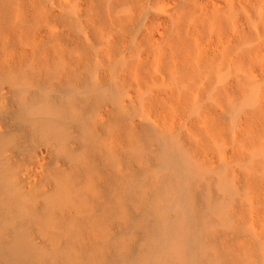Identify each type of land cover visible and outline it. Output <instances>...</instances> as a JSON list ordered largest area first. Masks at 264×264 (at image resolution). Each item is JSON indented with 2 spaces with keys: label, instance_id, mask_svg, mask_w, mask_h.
Here are the masks:
<instances>
[{
  "label": "bare ground",
  "instance_id": "1",
  "mask_svg": "<svg viewBox=\"0 0 264 264\" xmlns=\"http://www.w3.org/2000/svg\"><path fill=\"white\" fill-rule=\"evenodd\" d=\"M27 1L0 0V45L5 52L0 58V110L5 108L1 103V98H3L1 86L9 84L14 88L13 94L15 95V100L13 99L16 104L13 113L14 120L25 130V136L19 138L13 130L0 129V264H264V50L251 51L253 56L249 54L251 56L249 57L247 55L250 48L245 47L247 49L245 50L242 47L245 53H240L242 57L237 53L236 57L240 58H236L234 62L229 59L231 56L226 54L232 63L228 62L223 57L224 55L221 57L219 54L220 57L214 54L215 57L212 55V58L207 54V59H204V56H195L196 48L190 44L191 36L186 37V41L182 31L183 21L192 19L197 22L194 23L195 26L200 22L201 25L199 24L198 28L202 25L204 27L207 25V29L215 31L220 28V31H216L219 33L227 27L224 25L226 22L230 25L228 22L232 21L231 17L234 14L236 16L238 8L234 10L233 7L224 5L223 8L226 9L223 10L220 6L216 10L214 7L211 11L208 10L210 13H201L202 10L197 13L198 8L192 9L197 4L196 2L193 5L195 0L191 1L192 7L186 0L191 8L187 7L184 1L186 9L189 8L190 12L183 9L185 5L183 3V8L180 7L182 10L178 11L176 19L174 18L175 21L173 20L175 23L177 21L178 25L177 34L174 31V35L176 34L175 36L181 39L182 42L178 41L180 44L184 42L183 46L190 44L191 47L188 45L189 51L187 46L182 48L183 46L176 41L178 39H175V43L180 45V48L177 44L170 45L175 37L168 44V47L169 45L171 47L176 45V49L178 47L177 55L180 57L179 59L176 57L177 60L174 57L175 59L172 58L174 61L167 63L172 69L171 73L168 71L170 77L166 79L174 76L172 80L179 83L178 89L186 88V86L194 88L205 76L207 77L205 79L209 80L207 82L209 85H202L207 86L206 91L202 86V88L199 87V90H202V95H200L205 96L206 92L207 96L209 90L207 88L211 86L213 95L210 98H213L214 102L211 106L206 105L212 108L216 104L221 107L219 110L222 113V109L228 111V114L232 115L230 117L234 119H239L241 115L245 116V120L242 119L243 123L237 120L235 125V121H232L235 126L231 125L236 147L232 146L236 148V151L233 153V149V154L226 155L229 149L226 146L230 144V138L227 135L229 128L225 125L227 121L225 118H229V115L224 118L227 114L225 111L223 113L225 115L213 111V116L210 113L212 109L208 110L202 102V107H205L206 112L201 109L204 115H201V118L198 116L200 119L196 124L193 123L194 128L191 127V130L189 128L188 133L184 131V134H180L177 132L178 129L177 131L169 129L170 133H167L151 125L142 124L141 126L140 124L139 126L135 123L136 121L134 122L133 112H136L135 110L138 112L147 110V108L152 110L151 107L153 108L154 104V101L149 98L150 102L146 105L141 100V102L136 100L139 103L135 104L127 103V98L131 94H129L131 89L129 91L128 88L131 86L129 80L131 81L132 73L137 75L136 78L143 77L144 83L149 84V79L146 77L151 74L147 75L151 71L146 72L150 70L149 64H145L149 68H142L145 63L141 62L144 61L143 59L140 61L142 64L138 65L137 62L138 70L132 69L131 65L129 68L136 70L135 72L140 71L139 74L141 71L143 74L145 72L146 77L129 69L132 73L128 70L131 75L127 74L129 75L127 77L124 76L127 71L122 72L123 77L120 76L121 71H119L120 77L116 78L118 83L115 87L110 85L114 87L113 91H109L103 85L104 83L102 84L101 81L104 80L100 79L101 76L99 77L96 71L97 57L93 54L95 47L91 48L94 46L93 37L95 39L97 37V40L103 39L114 25L124 24L125 27L127 23L128 27L131 26L133 24L130 21L132 15L129 16V22L127 19L116 18L115 10L117 9L115 7L118 5L123 7L125 2L135 5L139 1L137 4H140L141 0H121L123 2L120 1L118 5L116 0H109L110 3L105 0H91L95 2L90 3L94 4L92 7L94 9H92L89 20L85 21L93 30L91 31L92 39L90 37L92 42L87 38L85 44L82 41L84 47L80 43L83 49L78 45L80 46L78 47L80 48L79 55L82 53L78 58L73 57L72 52L69 53L73 48L66 50V45L63 46L62 41L56 38L57 34L53 35L54 37L48 42L39 40L37 30L41 28L42 22L53 14H50L52 11L47 13L48 10L41 7L40 0L28 1L29 4L30 1L31 4L34 1L41 7L37 9L33 3L31 9L35 7L33 11L31 10L32 13H28L25 8ZM203 10L206 11V9ZM73 16L74 14L71 17ZM71 17L68 18L73 28L74 21L77 24L79 20L76 21ZM69 21L67 20L68 24ZM193 21L191 25H194ZM261 22L260 24L264 26V15ZM48 23L46 21V24ZM185 23L188 22H184V26H188ZM202 28L200 29L201 34L209 32V29L202 31ZM185 29L186 27H183L184 31ZM250 32L246 33L248 35H243L245 36L243 41L247 40L250 34V38L255 36H252L253 32ZM261 32L264 33V30ZM201 34H194L193 37L195 35L204 36ZM57 37L60 39L59 35ZM250 38L248 39L251 40ZM15 40L16 42L12 43ZM240 40L239 43H241ZM87 41L89 45L86 44ZM20 42L22 45L31 46L32 51H26L27 53L20 51L22 54H19L20 56L17 54L18 58H14L16 50L12 49V45ZM149 42L151 43V37ZM192 44H194L193 41ZM185 48L186 50H183ZM191 48L193 53L190 52ZM256 48L252 46L251 50H256ZM169 50L167 52H170V55L176 53L174 49V51L171 50L172 52ZM113 51H111L112 55L110 52L104 51V53L111 55V58L114 55ZM96 52H98L97 49ZM185 52L188 56L181 57L185 55ZM223 52L226 53L225 50ZM170 55L167 54V59ZM138 56L140 55L136 57ZM132 57L134 58V55ZM161 57L159 61H162ZM127 58L126 62L130 63ZM165 60L163 58L164 62ZM124 62V60L123 63L120 61L121 64L118 63V65L124 66ZM126 62L125 65L127 64L128 67L129 64ZM134 63L133 68H136V61ZM161 63L159 67L156 66L155 71L164 66L162 71L169 70L165 63V65L162 63L160 67ZM259 65L261 72L258 70L257 74L254 68ZM121 66L117 68L120 69ZM140 66L142 67L139 68ZM124 69L126 70L125 67ZM229 72H233L231 81L223 82ZM206 75H209L210 79ZM152 81L156 82L153 79ZM127 84H129L128 88ZM168 86L167 88H170V85ZM171 86L174 88V85ZM173 88L171 91H176ZM175 88H177L176 85ZM175 91L174 94H176ZM187 91H192V89ZM188 93L192 95L193 92L183 93L185 94L183 98L186 100V95L189 100L192 98ZM159 96L157 97L160 98ZM181 98L178 96L180 102L187 103H183L184 107L187 109L189 106V109H192L191 104L188 105L190 101H182ZM110 100L114 102L116 111L111 120H104L105 118H102L103 111H105L103 107ZM199 112L196 115H200ZM215 114L223 115V117H217ZM220 118H222L221 121L225 119V123L221 122ZM43 143L51 146L57 159L53 161L52 166L48 164V169L42 173L43 176L40 175L42 179L39 177L37 180H31L29 177L33 175L35 177V170L29 168L24 170L25 172L21 171L13 161L12 155L14 157V154L11 155L9 149L11 145L20 144L26 148L25 151L28 154L30 153V160L36 161L42 157L37 147ZM201 151L207 154L209 151L218 152L221 158L220 163L215 164L218 160L212 162L210 158L202 157ZM211 159L214 160L213 157ZM234 165L241 168L240 165H245L246 171L243 172L239 170L240 168L236 170L233 168ZM200 178L205 179L204 182ZM199 181L203 184L202 186ZM198 198L202 200V203ZM114 224L120 226L118 232H114ZM233 225H236L234 230L228 229ZM214 228H219L220 232L212 237L209 232H212ZM137 233H140L141 237ZM136 235L139 237L138 241L140 238L141 240L133 243H137L138 247H133L137 249L133 252L130 244L134 239L136 241Z\"/></svg>",
  "mask_w": 264,
  "mask_h": 264
},
{
  "label": "rangeland",
  "instance_id": "2",
  "mask_svg": "<svg viewBox=\"0 0 264 264\" xmlns=\"http://www.w3.org/2000/svg\"><path fill=\"white\" fill-rule=\"evenodd\" d=\"M29 1V0H28ZM28 1L26 2V4H25V8H26V10H27V12L28 13H32V9H33V7H35V6H33L32 7V9H31V5L34 3V1H32L33 3L31 4V1H30V4L28 3ZM37 1H39V0H37ZM37 1H35V2H37ZM49 1V2H48ZM106 2H108V3H110L111 1H109V0H105ZM118 3H117V5L118 4H120L119 2L121 1V0H116ZM115 1V2H116ZM184 1H185V3H187V5H188V2H186V0H141V2H140V4H137V2H139V1H137L136 3H135V5H133V4H131V3H124V6L123 7H121V5H118L117 7H115V9H117V10H115V17L116 18H122V19H127V21H128V19L131 17L130 15H132V17L130 18V21L133 23H131V24H129V25H131V26H127V23H125V25L129 28H127L126 26L124 27V24H121L122 26H119V25H117V26H113L111 29L112 30H110V32H108V33H106V35L103 37V39H101V40H97V37H96V39H95V37H93V36H91L92 34H91V31H93V30H91V26L89 25V23L88 22H86V21H88L89 20V17L91 16V12H93L92 11V9H94V8H92V7H94V4H90V3H95V2H93V1H91V0H40L39 2H40V4H41V7L44 9V10H48V12L47 13H49V11H52V13H50V14H53V16H49V18L46 20L47 21V23L48 24H46V21H43L41 24V28H39L37 31H38V36H40V38H39V40L41 39L43 42H48V41H50L54 36L53 35H55L56 36V34H57V36L59 35L60 36V39L56 36V38L59 40V41H62V44H63V46H65V48H66V50L68 51V50H70V49H67V48H73L72 50H70V52L69 53H71V55H73V57H75V58H78V56H80V55H82V53L79 55V49L80 48H78V47H80L81 46V48H82V41H83V43L85 44V42H86V40H87V38L88 39H90V37H91V39H92V37L94 38L93 40V42H92V40L90 41V42H92V43H94L92 46L93 47H91V48H94L95 50H94V56H96L97 58L99 57V59H97L96 58V60H97V67H96V71H97V73L99 74V77H100V79H102V80H104V81H101L102 82V84L104 85V86H106L108 89H109V91H113L114 90V87L116 86V84L118 83V78L120 77V76H122V74L125 72V71H127V72H125L124 74H126V75H124V76H129V75H127V74H130L131 75V71H134V70H132V69H136V70H138L137 68H138V65H139V63H140V61L143 59L144 61H141V62H145L143 65H144V67H142V66H140L139 68H145V67H148L150 70H146V72H148V71H151V72H148L147 73V75H149L150 73V75L149 76H147L146 75V73L144 72V70H143V72H144V74L142 73V71H141V74H139L138 72H140V71H137V72H135L136 74L138 73L139 75H144V77H146L147 79H149V84L148 83H144V80H143V77H141V76H138V78L139 77H141V78H139V80H138V78H136V76L137 75H134L133 73H132V75H131V81L129 80V82H130V85L131 86H129V84H127V88H128V86L130 87V88H128V90L130 91V89H131V91L129 92V94H130V96H128L129 98H127L128 100H127V103L128 104H130V102H131V104L133 103V104H135V103H139V102H136V100L137 101H142V103L144 104V105H146V103H148V102H150L149 100L151 99V101H154V104H155V102H156V104L154 105H152L153 106V108L151 107V109L154 111H152V110H150V108L148 109L147 108V110H144V111H137V110H135L136 112H133L134 114H133V119H134V122L138 125L139 124V126H140V124H141V126H143L144 124L145 125H151L152 127H154V128H156V129H159V130H162V131H164V132H167V133H170L169 132V129H171L172 131H177V129H178V133H180V134H184L185 132L186 133H188L189 131H187L189 128V130H191V127L193 126V123L194 124H196V122H197V120H199L203 115H204V112H206L205 110V107L208 109V110H210L211 111V109H212V111L210 112V111H208V112H210L211 114H213V116H214V113H217V114H219V112H220V114L222 113L220 110H221V107H219V106H217L216 104H215V106L214 107H210L211 105H213L214 104V102H213V98H210V96L211 95H213V94H211V92L213 91V89H212V87L211 86H209L208 88H207V96H206V87L204 86H202V85H209V84H207V82L209 81V80H206L207 79V77H205V76H203L202 78H203V80H201L200 82H199V84H197V85H195L194 86V88H190V87H188L187 88V86H186V88H187V90H191L192 89V91H187L186 90V88H184V87H182V88H179L178 89V87H180V86H178V84L179 83H176V82H173V80H172V78H174V76H171V79H166V77H168L169 75H168V71H170L172 68H170V64L168 65L167 63L169 62H171V61H174V59L177 57H180L179 55H177V53H179V51L177 50L178 49V47L180 48V45H182L183 43H179L178 41H180V42H182L181 41V39L179 40L178 38H177V36H175L176 34H177V21H176V23L175 22H173V20H174V18L176 19V16H177V13H178V11H180V10H182L180 7L182 6V8H183V5L185 4L184 3ZM187 1H189V5H191L192 4V2L191 1H194V0H187ZM229 1V2H228ZM121 2H123V1H121ZM197 2V4L195 5L194 3H196ZM216 2H219V3H216ZM226 2H228V3H226ZM249 2V3H248ZM56 3V4H55ZM67 3V4H66ZM72 3V4H71ZM182 3V4H181ZM184 3V4H183ZM70 4V5H69ZM122 4V3H121ZM128 4H130V5H132L131 7H130V5H127ZM262 4V5H261ZM264 0H195V2H193V5H195V6H199L200 5V7H196L195 8V6L194 7H192L193 5H191V7H192V9L193 10H196L197 8V13H200V11L199 10H202L201 11V13L202 12H207V13H210L209 11H211V9L214 7L215 8V10H216V8L217 7H220V9H226L225 7H228V6H230V7H233L234 8V10H236L237 8V12L239 13H237L236 14V16H237V18H234V17H236L235 16V14H234V16H230L231 17V20L232 21H230V22H228V23H230V25H228L227 24V22L224 24L225 26H229L228 28L227 27H225V29H228V30H225L223 27H221V28H223V30L221 31V32H217L216 33V31H220L219 29L220 28H218V30H212V29H209V32L208 31H204L205 33H203L202 32V34L204 35V36H197V35H200L201 34V28L202 27H204L203 25L202 26H200L201 28H198L199 26V24H200V22H199V24H196V26H195V24L194 23H197V22H195V21H193L192 19H190L191 21H186L187 19H185L184 21H183V25H182V31H183V34L185 35V39H186V37H190L191 36V38H189L190 40H192L193 41V43L194 44H192V41H190L191 43V45H193V46H195V51H196V53H195V56L197 55L198 57L200 56V57H202V56H204V59L206 58V55L208 56V57H210L211 56V58H212V55H221V57H222V55H224L223 57H225L227 60H228V57L229 56H231L229 59L231 60V61H233L234 62V60L237 58H240V57H242V55L240 54L241 52H243V53H245V51H244V49L245 50H247V49H249V53H248V55L247 56H249V57H251V56H253L252 54V52L253 51H258L259 49H261V50H264V33L263 32H261V31H263L264 30V26H263V24H260V22L261 21H263V11H264ZM30 5V6H29ZM34 5H36V8L38 9V8H41L40 7V5L38 6L37 4H35L34 3ZM69 6V8H68V6ZM72 5V6H71ZM75 5V6H74ZM187 6V7H189V8H191L190 6ZM225 5V7L223 8V6ZM29 6V7H28ZM67 8H66V7ZM115 6H116V4H115ZM134 6V7H133ZM262 6H263V8H262ZM62 7V8H61ZM79 7V8H78ZM29 8H30V10H29ZM76 8V9H75ZM132 10H131V9ZM189 8H187L186 9V4L184 5V10L185 11H187V10H189ZM195 8V9H194ZM200 8V9H199ZM236 8V9H235ZM66 9H68V10H66ZM135 9V10H134ZM191 9V10H192ZM203 9H206V11H204ZM219 9V10H220ZM252 9V10H251ZM32 10V11H31ZM54 10V11H53ZM76 10H79V11H76ZM90 10V11H89ZM134 10V11H133ZM139 12H138V11ZM209 10V11H208ZM214 10V11H215ZM69 11V12H68ZM75 11V12H74ZM133 11V12H132ZM214 11H212L213 13H214ZM235 11V12H236ZM73 12V13H72ZM77 12V13H76ZM132 12V13H131ZM189 12H190V10H189ZM211 12V13H212ZM215 12H217V11H215ZM56 13V14H55ZM71 13V14H70ZM90 13V14H89ZM134 13V14H133ZM68 14V15H67ZM74 14V16L73 17H71L72 15ZM137 14H138V16H137ZM66 15V16H65ZM82 17H80V16ZM89 15V16H88ZM135 15V16H134ZM262 15V16H261ZM65 16V17H64ZM121 16V17H120ZM130 16V17H129ZM71 17V18H74V20H76V21H80V24H79V21L77 22V24L75 23V21H74V27H76V28H74L75 29V31L73 30V28H72V24L70 23V21H69V18ZM137 17H138V19H137ZM240 17V18H239ZM55 18V19H54ZM67 18V19H66ZM77 18V19H76ZM132 18H134V19H132ZM190 18V17H189ZM86 19H88V20H86ZM132 19V20H131ZM55 20V21H54ZM63 20V21H62ZM67 20L69 21V24H71V26L68 24V22H67ZM86 20V21H85ZM134 20V21H133ZM189 20V19H188ZM236 20H237V22H236ZM82 21V22H81ZM86 23H88V24H86ZM175 21V20H174ZM193 21V23L192 24H194V25H191L190 23ZM234 21V22H233ZM45 22V23H44ZM57 22V23H56ZM67 22V23H66ZM129 22V21H128ZM172 22H173V24H172ZM184 22H188L186 25H190L189 27L188 26H184ZM257 22V23H256ZM60 23V24H59ZM81 23H84V24H81ZM135 23V24H134ZM234 23V24H233ZM235 23H236V25L238 26H236L235 25ZM262 23V22H261ZM44 24H46V25H44ZM176 24V25H175ZM203 24V23H202ZM227 24V25H226ZM235 25L234 27H233V25ZM241 24V25H240ZM260 24V25H259ZM75 25H77V26H75ZM80 25V26H79ZM84 25V26H83ZM201 25V24H200ZM205 25V24H204ZM78 26H79V28H78ZM83 28H82V27ZM86 26V27H85ZM88 26V27H87ZM191 26H193V27H191ZM231 26V27H230ZM40 27V26H39ZM120 27V28H119ZM173 27H175L176 29H174ZM183 27L185 28L186 27V29H185V31L183 30ZM192 28V30H191V28ZM195 27H197L196 29H195ZM206 27V28H205ZM205 27H204V29H207V25H205ZM243 27V28H242ZM259 27V28H258ZM90 29V30H88V29ZM125 28V29H124ZM133 28V29H132ZM187 28H188V30H187ZM231 28V29H230ZM234 28V29H233ZM261 28V29H260ZM76 29H78V30H76ZM85 29V30H84ZM127 29V30H126ZM132 29V30H131ZM135 29V30H134ZM173 29V30H172ZM190 29V30H189ZM195 29V30H194ZM198 29L200 30V31H198ZM203 28H202V31L204 30ZM207 29V30H208ZM258 29H259V31H258ZM60 30V31H59ZM79 30H81V31H79ZM194 30V32H192ZM213 32H212V31ZM242 30V31H241ZM257 30V31H256ZM52 31V32H51ZM79 33H78V32ZM85 31V32H84ZM118 31V32H117ZM120 31V32H119ZM174 31H176V34L174 35ZM188 31H190V32H188ZM198 31V33L200 32V34H198V33H195V32H197ZM225 31V32H224ZM227 31V32H226ZM250 31H252L253 32V34H252V36L253 35H255V36H251L252 38H255V39H252V38H250V35H249V37L248 38H250L251 40H249L248 38H247V40L248 41H250L249 43H247L248 41L246 40H244L243 41V37H245V36H243L244 34H246V33H249ZM40 32V33H39ZM73 34H72V33ZM185 32V33H184ZM186 32H188V33H186ZM208 32V33H207ZM210 32H211V34H210ZM242 32V33H241ZM245 32V33H244ZM252 32H250V33H252ZM261 34H260V33ZM78 33V34H77ZM84 33V34H83ZM215 33V36H216V38H215V36H213V34ZM220 33H222V34H220ZM225 33V34H224ZM189 34V35H188ZM191 34V35H190ZM194 34H197V35H195L194 37H193V35ZM201 34V35H202ZM209 34V35H208ZM242 34V35H241ZM72 35V36H71ZM174 35V36H173ZM246 35H248V34H246ZM259 35H263L262 37L261 36H259ZM37 36V37H38ZM109 36V37H108ZM172 36V37H171ZM220 36V37H219ZM225 36V37H224ZM238 36V37H237ZM241 36V37H240ZM86 37V38H85ZM128 37V38H127ZM148 37H149V40H150V37H151V43L149 42V40H147L148 39ZM173 37H175L174 38V43H172L173 41H171L170 42V45L171 44H180V45H178L177 44V49L175 48V46L173 47H171L170 45H169V47H168V44H169V41L171 40V39H173ZM193 37V38H192ZM201 39H200V38ZM217 37H218V39H217ZM72 38V39H71ZM145 38H147L146 40H145ZM198 38V39H197ZM242 38V39H241ZM256 38H257V40H256ZM45 39V40H44ZM65 39V40H64ZM81 39H83V40H81ZM86 39V40H85ZM98 39H99V37H98ZM142 40V41H139V40ZM175 39H178V40H176L177 41V43H175L176 41H175ZM185 39H184V41H185ZM197 39V40H196ZM201 41H200V40ZM204 39V40H203ZM241 39V40H240ZM259 39V40H258ZM120 40V41H119ZM132 40V41H131ZM199 40V41H198ZM239 40L241 41V43H245L244 45L243 44H241V43H239ZM255 40H256V43H255ZM262 40H263V42H262ZM18 41V40H17ZM81 41V42H80ZM109 41V42H108ZM186 41H187V39H186ZM186 41H185V43H186ZM195 41V42H194ZM198 41V43H197V45H196V42ZM16 42V40L14 41V42H12V43H15ZM19 42V41H18ZM17 42V43H18ZM65 42V43H64ZM79 42V43H78ZM96 42H98V43H96ZM132 42V43H131ZM201 42V43H200ZM252 42V43H251ZM12 43H10V44H12ZM16 43V44H17ZM77 43V44H76ZM82 45H81V44ZM89 43V41H87V43L86 44H88ZM96 43V44H95ZM106 43V44H105ZM148 43H150V44H148ZM188 43H189V41H188ZM260 45H259V44ZM16 44H13L12 46H13V50H16L15 51V57L14 58H18V55L20 54H22L20 51H24V52H30V50L32 49L31 48V46H26L27 44H23L22 45V43L20 42L19 44L25 49V50H22L23 48L19 45V44H17V45H19L18 47H17V49H16ZM71 44V45H70ZM141 44V45H140ZM190 44H187V45H184L185 47L187 46V48H188V45H190ZM199 44V45H198ZM219 44V45H218ZM240 44V45H239ZM262 44H263V46H262ZM14 45H16V46H14ZM75 45L77 46L76 48H75ZM78 45H80V46H78ZM89 45V44H88ZM96 45V46H95ZM100 45V46H99ZM110 45V46H109ZM121 45V46H120ZM143 45V46H142ZM144 45H146V47L144 46ZM191 45H190V47H191ZM227 45V46H226ZM238 45V46H237ZM1 46V45H0ZM119 46V47H118ZM183 46V45H182ZM184 46L182 47V48H184ZM192 46V48L194 49V47ZM253 46V48H256V46H257V48H256V50H251V47ZM255 46V47H254ZM83 47H84V45H83ZM100 47V48H99ZM111 47H113V49L115 48V50L113 51L112 50V48ZM168 47V48H167ZM197 47H198V49H197ZM242 47H244V49H242ZM245 47H247V49L245 48ZM261 47V48H260ZM15 48V49H14ZM21 48V49H20ZM169 48H173V49H170L169 50ZM192 48H191V51L190 52H192L193 50H192ZM229 48V49H228ZM237 48V49H236ZM75 49V50H74ZM78 51H77V50ZM83 49V48H82ZM96 49H97V51L98 52H96ZM135 49V50H134ZM137 49V50H136ZM233 49V50H232ZM236 49V50H235ZM93 50V49H92ZM132 50V51H131ZM134 50V51H133ZM159 50V51H158ZM174 51V53L176 54V56H175V54L174 55H170L167 51ZM182 50V49H181ZM183 50H186V48L185 49H183ZM226 51V53L225 52H223V51ZM227 50H229V51H227ZM231 50H232V54L230 53L231 52ZM4 51V48H2V46L0 47V58L2 57V55H4V53L5 52H3ZM32 51V50H31ZM75 51V52H74ZM104 51H106L107 53H111V55H112V52L111 51H113V58L111 57L110 58V56H109V54H107L106 52L104 53ZM117 51V52H116ZM119 51V52H118ZM127 51V52H126ZM140 51V52H139ZM171 51V52H172ZM188 51H189V48H188ZM194 51V52H195ZM252 51V52H251ZM26 52V53H27ZM81 52H83V50L81 51ZM93 52V51H92ZM116 52V53H115ZM135 52V53H134ZM160 52V53H159ZM184 52V51H183ZM182 52V53H183ZM190 52H189V55H190ZM229 52V53H228ZM252 54H251V53ZM263 52V51H262ZM96 53V54H95ZM104 53V54H103ZM193 53V52H192ZM222 53H225V54H222ZM240 54L239 56L240 57H236V55H238V54ZM18 54V55H17ZM100 54V56H98ZM128 54V55H127ZM132 54V55H131ZM140 55V56H138V58L136 57L137 55ZM159 54H160V56H159ZM166 54V55H165ZM167 54L168 55H170L171 56V59H170V56L168 57V59H170V61L167 59ZM184 54V53H183ZM187 53L185 52V55H181V57L182 56H188V54L186 55ZM226 54H228L227 56H226ZM249 54H251V56L249 55ZM19 55V56H20ZM106 55H108V56H106ZM131 55V56H130ZM134 55V58L132 57ZM161 55H162V57H161ZM215 55L213 56V57H215ZM218 55V56H219ZM104 56H106L105 57V59L106 58H108V59H110V61H107V59L105 60L104 59ZM165 56H166V60H165ZM81 57V56H80ZM116 57V58H115ZM125 57V59H123ZM128 57V58H127ZM130 57V58H129ZM159 57H161V60L163 61V58H164V60L166 61V62H162V61H159L160 60V58ZM175 57V58H174ZM220 57V56H219ZM126 58H127V60L130 62V63H128V62H126ZM172 58H174V59H172ZM177 58H176V60H177ZM247 58V57H246ZM112 59V60H111ZM115 59V60H114ZM130 59H132L133 60V63L131 64V62H132V60L130 61ZM136 59V60H135ZM179 59V58H178ZM207 59V58H206ZM99 60V61H98ZM123 60L126 62V63H128L129 65H128V67H127V64L125 65V62H124V66H121V65H118V63L121 61L122 63H123ZM136 61V65H137V62H138V65L136 66V68H133L134 67V62ZM137 60H139V61H137ZM147 62H146V61ZM151 60V61H150ZM168 60V61H167ZM230 60H228V62H231ZM253 60V59H252ZM119 61V62H118ZM105 62H106V64H105ZM110 62V63H109ZM112 62V63H111ZM117 62V63H116ZM150 62V63H149ZM158 62V63H157ZM162 62L163 64L165 63V64H167L166 65V67L168 66L169 67V70L167 69V71H162L161 69H163L164 67H162V68H157V69H160V70H157V71H155L156 70V66L157 67H159V64ZM254 63H255V61H253ZM99 63V64H98ZM162 63H161V65H160V67L162 66ZM232 63V62H231ZM110 64H113V65H110ZM119 64H121V63H119ZM140 64H142V63H140ZM145 64H149L148 66H145ZM164 64V65H165ZM106 65V66H105ZM115 65H117V66H115ZM123 65V64H122ZM130 65L131 66H133L132 67V69L131 68H129L130 67ZM252 65H253V63H252ZM100 66H102V67H100ZM112 66V67H111ZM114 66V67H113ZM118 66H121L120 67V69L119 68H117ZM255 66H256V64H255ZM124 67L126 68V70L124 69ZM113 68H114V70H113ZM260 68V69H259ZM100 70V72H99V70ZM116 69H119L118 71L116 70ZM131 71H130V70ZM145 69H147V68H145ZM152 69V70H151ZM257 69V70H256ZM115 70L117 71V72H115ZM128 70L131 72H129L128 73ZM140 70V69H139ZM142 70V69H141ZM166 70V69H165ZM258 70H259V72H261V66L259 65V67L257 66L256 68H254V71L256 72H258ZM107 71V72H106ZM119 71H121L120 73H121V75H120V73H119ZM124 71V72H123ZM123 72V73H122ZM256 72V73H257ZM258 72V73H259ZM116 73V74H115ZM170 73H171V71H170ZM230 73H232L231 75H230ZM257 73V74H258ZM120 76H119V75ZM173 74V73H172ZM152 75V76H151ZM157 75V76H156ZM174 75V74H173ZM233 75V72H229L224 78L225 79H227V80H225V79H223V82H228V81H231L230 79H231V76ZM133 76H135V77H133ZM206 76H208V78H209V75H206ZM123 77V76H122ZM133 77V78H132ZM157 77V78H156ZM165 77V78H164ZM170 77V76H169ZM210 77H211V75H210ZM117 78V79H116ZM150 78H152L153 80H156V82L155 81H152V79H150ZM206 78V79H205ZM112 79V80H111ZM145 79V78H144ZM166 79V82L164 81ZM210 79V78H209ZM232 79H233V77H232ZM137 80V81H136ZM168 80V81H167ZM172 81V83H170L171 81ZM206 80V81H205ZM133 81V82H132ZM138 81H140V82H142L141 84L138 82ZM145 81H148V80H145ZM150 81H152V82H150ZM161 81V82H160ZM153 82H155V83H157V82H159V83H157L156 85H155V83H153ZM151 83L153 84V85H155V86H153V85H151ZM170 83V84H169ZM175 83V84H174ZM204 83V84H203ZM206 83V84H205ZM107 84V85H106ZM134 84V85H133ZM138 84V85H137ZM165 84V85H164ZM182 84V83H181ZM183 84H184V82H183ZM109 85V86H108ZM110 85H114V87L113 86H110ZM150 85V86H149ZM162 85V86H161ZM168 85H170V88H167V87H169ZM171 85H174V88H173V86H171ZM175 85L177 86V88H175ZM186 85V84H185ZM184 85V86H185ZM196 86H197V88H196ZM203 87V88H205V91H204V89H203V92H205V96L203 95V96H201L202 95V90L200 91L199 90V87ZM110 87V88H109ZM132 87V88H131ZM201 87V88H202ZM211 87V88H210ZM9 88V89H8ZM149 88V89H148ZM172 88H173V90L174 89H176V94L178 93H180V92H183L184 90V92H185V94H187V92H193L192 93V95H191V93H188V94H190L191 96H190V100L188 99V97H187V95H186V97L185 98H187V100L188 101H190V103L188 102V105H190L191 104V106H190V108H192V109H189V106H187L188 108L186 109V107H184V104L183 103H185V104H187L186 102H180L179 100H178V96H179V98H181L182 99V101L184 100H186V99H184L183 98V96H185V94H183V93H181V94H174V91L172 92L171 90H172ZM196 88V89H195ZM200 88V89H201ZM112 89V90H111ZM143 89V90H142ZM152 89V90H151ZM184 89V90H183ZM2 90H3V92H2ZM149 90V91H148ZM156 90V91H155ZM197 90H199V92H197ZM7 91V92H6ZM153 91H155V92H153ZM135 92V93H134ZM158 92V93H157ZM160 92V93H159ZM162 92H163V94H162ZM171 92H172V95H171ZM7 93H9V94H7ZM14 93V88L13 87H11L9 84H4V85H2L1 86V95H2V97L3 98H1L2 99V101H1V103L3 104V106L5 107V108H2V110H0V111H2V113H0V129H2V130H13V131H15L16 133H17V135H18V137L19 138H21L20 136H25V130H24V127H20V125L16 122V120H14V112H15V101H13V99L15 100V95L13 94ZM159 94V95H161V96H159V95H153V94ZM199 93V94H198ZM213 93V92H212ZM201 94V95H200ZM204 94V93H203ZM6 95V96H5ZM169 95V96H168ZM180 95H182V96H180ZM199 95H200V97H199ZM12 96H13V98H12ZM140 96V97H139ZM143 96V97H142ZM153 96V97H152ZM157 96H159L160 98H158ZM176 96H177V98H176ZM189 96V95H188ZM198 96V97H197ZM152 97V98H151ZM168 99H167V98ZM170 97V98H169ZM173 97V98H172ZM175 97V98H174ZM203 97V98H202ZM209 97V98H208ZM212 97V96H211ZM133 98V99H132ZM140 98V99H139ZM144 98V99H143ZM148 98H149V100H148ZM153 98H156V99H153ZM159 100H158V99ZM163 98V99H162ZM201 100H200V99ZM167 99V100H166ZM170 99V101H168ZM174 101H173V100ZM209 99H211V100H209ZM10 100V101H9ZM145 101V103H144V101ZM155 100H157V101H155ZM177 102H176V101ZM186 100V101H187ZM198 100V101H197ZM207 100V101H206ZM140 101V102H141ZM199 102V103H204L205 105L207 104V105H210V106H205L204 108L202 107V103L201 104H199V103H197L196 104V102ZM10 102V103H9ZM158 102V103H157ZM171 104H170V103ZM212 102H213V104H212ZM113 103V104H112ZM164 103V104H163ZM174 103H176V105L174 104ZM178 103V104H177ZM105 104V103H104ZM180 104V105H179ZM182 104H183V106H182ZM11 105V106H10ZM115 104H114V102L112 101V100H110V101H108L106 104H105V106L103 107L104 108V110L105 111H103V116H102V118L104 119V120H111L112 119V117H113V115H114V113H115V111H116V106H114ZM159 105H161V106H159ZM197 105V106H196ZM159 106V107H158ZM173 106V107H172ZM178 106H180V107H178ZM199 106H201V107H199ZM161 107V108H160ZM163 107V108H162ZM166 107V108H165ZM183 107V108H182ZM217 107H219V108H217ZM146 108V107H145ZM175 108V109H174ZM218 110H217V109ZM12 109V110H11ZM156 109V110H155ZM178 109H179V111H178ZM197 109V110H196ZM199 109H200V112H199ZM201 109H205L204 110V112H203V114H202V111H201ZM213 109H215V110H213ZM220 109V110H219ZM139 110V109H138ZM167 110V111H166ZM175 110V111H174ZM183 110V111H182ZM163 111V112H162ZM165 111V112H164ZM181 111H182V113H181ZM196 111V112H195ZM213 111H214V113H213ZM216 111V112H215ZM222 111H223V113H224V111L225 110H223L222 109ZM176 112V113H175ZM178 112H179V114H178ZM200 113V115H196L197 113ZM145 113V114H144ZM162 113V114H161ZM192 113H194V114H192ZM222 113V114H223ZM225 113H227L226 114V116H224V118L225 117H227L229 114H228V111H225ZM230 113V112H229ZM154 114V115H153ZM164 114V115H163ZM168 114V115H167ZM217 114H215L217 117H223V115H225V114H223V115H217ZM161 115H163V116H161ZM202 115V116H201ZM230 115H231V113H230ZM230 115H229V118H225L227 121H225V119H223V121H221L222 120V118H220V121L221 122H223V123H225V125L226 126H228V128L230 129V130H232V131H230L229 129L227 130V135L229 136V138H230V144H228V146H226L227 147V154L226 155H231V154H233V153H235V151H236V143H234L235 141H234V139H235V137H234V131H233V127H231V125H233L234 123H235V125H236V121L238 120L240 123H243V121L245 120V116L243 115H241V116H239V119H234V118H232V117H230ZM148 116V117H147ZM160 118H159V117ZM194 116V117H193ZM198 116L200 117V118H198ZM232 116V115H231ZM135 117V118H134ZM198 119H197V118ZM242 117V118H241ZM137 118V119H136ZM179 118V119H178ZM196 118V119H195ZM159 119V120H158ZM177 119V120H176ZM181 119V120H180ZM183 119V120H182ZM194 119V120H193ZM230 119H233V120H230ZM242 119H243V121H242ZM157 120V121H156ZM165 120V121H164ZM171 120V121H170ZM186 122H185V121ZM161 121V122H160ZM169 121V122H168ZM225 121V122H224ZM234 123H233V122ZM138 122V123H137ZM160 122V123H159ZM190 122V123H189ZM17 123V124H16ZM161 123H162V125H161ZM179 123V124H178ZM229 123V124H228ZM232 123V124H231ZM143 124V125H142ZM189 124H191V125H189ZM144 125V126H145ZM155 125H157V126H155ZM8 126V127H7ZM166 126H167V128H166ZM234 126V125H233ZM163 127H165V128H163ZM188 127V128H187ZM235 127V126H234ZM21 128V129H20ZM185 128V129H184ZM194 127H192V129H193ZM165 129V130H164ZM185 131V132H184ZM181 132H183V133H181ZM232 132V133H231ZM23 133V134H22ZM229 133H231V134H229ZM190 135V134H189ZM232 139H233V142H232ZM236 140V139H235ZM20 144H14V145H11L10 146V153H11V155H12V153L14 154V157H13V155H12V158H13V161H15V163L19 166V169H21V171L23 170H27V169H33V170H35V177H34V175H33V177L31 176V177H29V179H35V180H37V178H39L40 177V175L43 173V171H45V170H47L48 169V164H49V166L51 165V164H53V161L55 162L56 161V155H54V150L52 149V148H50L51 146H49V144H47L46 145V143H43V144H41V145H39L38 147H37V150L39 149V151L42 153V157L39 159V160H30L31 159V156L28 154V152L27 151H25L26 150V148L24 147V146H22V145H20ZM43 145H45V146H43ZM235 146V147H233V146ZM12 148V149H11ZM16 149V150H15ZM234 149V152L232 151ZM211 152V153H210ZM212 152H215V153H212ZM233 152V153H232ZM201 153L202 154H200L202 157H205L206 159H208V158H210L209 160L210 161H212V162H215V161H217L215 164H219L220 163V161H221V158L219 157V153L218 152H216V151H209L208 152V154H207V152H202L201 151ZM209 153H210V157H209ZM212 154V155H211ZM216 154V155H215ZM214 155V156H213ZM30 157V158H29ZM211 157H213L214 158V160H212L211 159ZM219 157V158H218ZM216 158V159H215ZM47 164V165H46ZM46 165V166H45ZM52 166V165H51ZM240 166H242V168L241 167H238V166H233V168L234 169H239V170H242L243 172L244 171H246L245 170V168H246V166L245 165H240ZM244 166V167H243ZM44 168V169H43ZM243 168H244V170H243ZM236 169V170H237ZM24 171V172H25ZM242 172V173H243ZM39 176H38V175ZM42 176H43V174H42ZM43 178V177H42ZM41 177L39 178V179H42ZM29 179L27 180V181H29ZM38 179V180H39ZM200 179H202V181L203 180H205V179H203V178H200ZM200 182V181H199ZM204 182V181H203ZM201 183V182H200ZM201 186L203 185L202 183L200 184ZM203 190V189H202ZM199 198H200V196H199ZM199 198H198V200H199ZM201 198H202V196H201ZM201 200V199H200ZM199 200V201H200ZM200 203H202V200L200 201ZM117 224H114L113 225V229H114V232H118L119 230H120V226L119 225H117ZM115 226V227H114ZM233 227V228H232ZM232 227H230V228H228V229H230L231 231L232 230H234L235 228H236V225H233ZM115 229H117V231L115 230ZM216 228H214V229H212V232H209V234L213 237V236H216L215 234H219V232L220 231H218L219 230V228H217L216 230L218 231V232H215L214 233V231H216L215 230ZM214 230V231H213ZM229 230V231H230ZM227 231V230H226ZM137 234H139L140 235V233H137ZM139 237H141V235L139 236ZM138 237V235H136V241H135V239L131 242V244H130V248L132 249L131 251H133L134 252V249H135V251L137 250L136 248H133V247H137V243H135V244H133L134 242H140V240H141V238H140V240L138 241V239L137 238H139ZM134 246H133V245ZM136 245V246H135ZM138 248V247H137Z\"/></svg>",
  "mask_w": 264,
  "mask_h": 264
}]
</instances>
